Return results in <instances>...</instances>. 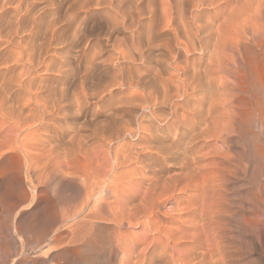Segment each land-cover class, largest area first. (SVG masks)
<instances>
[{
    "label": "rangeland",
    "instance_id": "rangeland-1",
    "mask_svg": "<svg viewBox=\"0 0 264 264\" xmlns=\"http://www.w3.org/2000/svg\"><path fill=\"white\" fill-rule=\"evenodd\" d=\"M33 1L36 17L34 43L37 49L35 59L37 107L40 108L38 113H43L45 110L46 113L37 116L36 131L30 133L22 130L18 135L21 139L26 131L32 134L30 139L38 136L37 139L35 137L34 142L28 139V145L26 144L27 147H33L36 143L32 149H36L35 153L29 148L33 160L36 158L32 162L34 165L32 164L29 177H26V168L23 165L25 158L22 152H12L15 155L17 153L16 156L20 161L23 160L21 162L23 166L14 170L4 166L5 154L9 153L6 152L7 150H4L5 153L0 157L2 161L0 162V264H21L22 259L29 260L30 263L25 264H38V259L41 257L38 251V228L42 225L46 227L45 239L40 245L47 243L56 229L63 227L61 222L65 212L67 213V210L75 204L79 205L84 198L81 185L74 178L69 177L73 168H69L66 164L69 161L71 165L76 159L77 163L83 165L85 159L77 155V158L73 157L69 160V157H66L68 158L66 160L64 152L58 147V144H63L73 132L101 133L102 136L99 134V137L102 140L100 139L99 142L104 141V145L100 144L103 145L100 147L101 151L105 149L106 152L109 147L106 153L110 152L109 155H113L118 148L120 159L124 153L131 154L132 149L137 150L140 146H146L142 150L146 160L143 158L144 163L138 164L141 165L140 176L150 175L153 170L159 175L170 176L182 170L173 159L167 161L161 159L156 153L157 148L172 144L178 136L181 137L178 144L185 145L190 134L200 130L199 124L192 127V123L187 124L190 121L187 119L185 122H178L179 124H167L164 117L167 119L173 102L179 101L176 100L178 98H173L171 102L163 105L158 101L155 106L156 112L152 114L151 104L149 106L144 102V95L147 91H156V87L157 91L160 89L162 83L167 80V74L174 72L171 65L174 61L181 63L185 61L189 66V72L194 64L205 62L206 54L199 49L189 52L180 50L178 56L174 58L171 57L166 61L161 59L163 53L161 43L173 36V26L182 27L181 16L189 25L197 22L195 17L199 16H202L203 21L211 20L213 24L222 19L217 4H199L198 0ZM180 13H184L185 16ZM173 18L175 23L172 22ZM194 29L195 27L192 26L193 31ZM135 38L138 43L135 42ZM174 50L176 51V48ZM201 97L202 94L195 93L194 100L192 99L190 103H196ZM191 106L178 108L177 113L179 110L178 114L189 113ZM189 117L190 114L186 118ZM143 122L148 129L141 128ZM231 127L223 143L213 136H205L206 133L193 141L192 155L198 154L202 158L200 169L192 180L196 190L192 189L191 195L190 192H183L176 202L171 200L172 204L176 203L179 210L172 218L163 213L171 204L170 200L162 199L157 205L155 219L162 227L172 226L182 232L187 231L188 227L189 231L191 228L186 221L188 215L184 210L200 208L201 197L198 194L206 192L209 195L207 208L214 216L213 221H216L214 233L218 245H213L212 257L207 258L204 264H264V122L259 123L256 117H252L250 122H245L243 125L234 123ZM140 132H145L143 141L140 140ZM208 132L210 135L212 128L208 129ZM29 140L30 143L32 141L30 146ZM88 141L92 142V140ZM70 146L71 144L68 143V147ZM216 149L217 161L220 162L217 168L214 164L216 158H211ZM52 150L56 153L54 154ZM36 152L42 153L39 155ZM109 157H105L107 161L103 158L105 167L111 164L108 162L111 161ZM45 158L51 159L49 161ZM80 159L82 161H77ZM42 161L46 162H44L45 166L41 164ZM47 162L52 164L48 165ZM76 162H73L74 165ZM64 164L68 169L63 166ZM125 164H120L121 167L118 165V170L127 171L130 165ZM31 186L35 188L34 199H31L33 188ZM113 226L112 223H100L96 228L95 235L98 234L94 237V241L84 245L85 248L82 247L80 255L77 256L79 258L72 261H66L64 258L56 259V262L52 259L48 260L47 264H121L122 253L117 250L115 242L117 230L127 229L126 232L138 233L142 226H123V228L117 227L118 229ZM181 240L185 245L196 246L194 240ZM150 249L153 255L157 253L158 249L152 246ZM134 259L127 264H135V262L144 264ZM148 263L149 261H146L145 264Z\"/></svg>",
    "mask_w": 264,
    "mask_h": 264
},
{
    "label": "bare ground",
    "instance_id": "bare-ground-1",
    "mask_svg": "<svg viewBox=\"0 0 264 264\" xmlns=\"http://www.w3.org/2000/svg\"><path fill=\"white\" fill-rule=\"evenodd\" d=\"M192 2L194 3V1ZM197 2L199 4H217V7H220L218 13L222 14V19H219L220 21L216 24L214 22V25L211 20L203 21L202 16H199L195 17L197 22L189 25L185 18L181 16L182 27L179 25L173 26V36L161 43L163 49L161 59L166 61L171 57L174 58L176 55L178 56L180 50L189 52L199 49L206 54L205 62L201 63L200 61L199 64H194L195 66L192 64L190 73L189 66L187 63L185 64V61L182 63L174 61L171 64L174 72L167 74L168 81L162 83L158 90L160 93L155 86L156 91L152 89H150L152 91H144L145 100L143 99L146 104H151L152 109L150 112L155 114V106L158 101H161L160 103L163 105L169 101L171 102L173 98H178L176 100L179 101L173 102V107L170 110L167 108L169 112L167 119L164 117V121L172 125L185 122V119H187L190 120L187 124L192 123V127L199 124L200 130L197 133H191L185 145L178 144L180 137L178 136L170 145L157 146L156 153L159 154L161 159L165 161L173 159V161H176L175 163L182 167V170L170 176L159 175L156 170H153L150 175L141 173L140 176L139 170L141 171V169L139 168L141 165L138 164H142L146 160L142 151L146 146H140L139 148L135 146V148H138L137 150L132 147L135 150L132 149L131 154L124 153L122 155L121 152V159L116 147V152L114 154L112 152L113 155L110 154V158V152L106 153L109 147L106 152L105 149L103 150L104 147L101 151L100 147L104 145V141L99 142L101 139L99 134L102 136L101 133L73 132L74 134L72 133L63 144H58V147L64 152L65 159L66 157H69V160L73 157L77 158V155H81L85 159L83 165L77 163L76 159L70 161L71 165L69 161L66 164L69 168H73L69 177L74 178L81 185L85 196L83 195L84 198L79 205L75 204L68 209L70 212L64 209L67 210V213H63L64 218L61 222L63 227H58L47 243L40 245V242L45 239L46 227L42 225L38 228V251L41 255L38 264H47V261L52 259H55L56 262V259L64 258L66 261H72L79 258L77 256L80 250L84 245L94 241V237L98 234L95 235L96 228L103 222L112 223L116 228L142 226L140 232L137 231L138 233L126 232L127 229L125 231L117 230L115 242L117 250L122 253L123 260L121 264L132 262L131 259L134 258L144 264L146 261H149L148 264H204L207 258L212 257L211 248L214 244L218 245L214 233L216 221H213L214 216L210 214L207 208L206 203L209 195L206 192L201 191L202 193L199 192L198 194L201 197L200 208L195 207L184 210V213L188 215L186 221L191 228L189 231L188 227L187 231L183 230L182 232L172 226H160V222L155 219L156 208L162 199L165 201L170 200L171 204H168V208L164 209L163 213L172 218L175 212L179 211L176 203L174 205L172 201L176 202L183 192H190L191 195L192 189L196 190L192 180L198 169H200L202 158L197 153V155H192L191 145L195 139L204 136L206 133L205 136H213L223 143L226 135L233 127H231L232 124L240 123L243 125L245 122H250L252 117H256L259 123L260 121L264 122V0H198ZM180 14L185 16L184 13ZM172 22L175 23L174 18ZM35 24L33 0H0V157L5 153L4 150H7L6 152L9 153L5 154L4 166L14 170L24 165L26 177H29L30 170L33 167L32 162L36 159L33 160V157L29 154V148L32 150L36 143H33V147H27L26 144L28 139L31 138L32 134L30 133L35 130V123L38 121L37 116L46 111L38 113L40 108L37 107ZM192 26L195 27L194 31ZM135 42L138 43V40L136 39ZM174 48H176V51ZM195 93L202 94V97L197 99L196 103H190ZM188 103L192 105L191 111L178 114L180 110L177 113V109L186 108L189 106ZM52 110L50 111L52 112ZM189 114L190 117L186 118ZM39 118L41 117L39 116ZM42 122L40 123L42 124ZM141 128L143 130L148 129L145 123L141 124ZM210 128H212V132L209 135L208 129ZM22 130H27L30 133L25 131L23 133L25 135L22 134L23 138L19 139L18 135L22 133ZM144 133H139L141 141L144 139ZM32 137H34V134ZM35 137L30 140L34 142ZM30 140L29 146L32 143V141L30 143ZM88 140H92V142L90 143ZM74 141H76L75 144ZM68 143L71 144L70 147H68ZM32 151L35 153L36 149ZM12 152L23 153L25 158L23 165L21 164L23 158L20 161L19 157L16 156L17 153L15 155ZM52 152L54 153L53 150ZM102 152L106 154L102 156ZM217 153L218 150L216 149L214 156L211 157L216 158L214 160L215 168L220 164L217 161ZM46 156L50 157L51 155ZM37 157L39 158V156ZM105 157H109V160H111L108 161L111 164H108L107 167L103 165V158ZM61 161L63 162V160ZM44 162L42 161L41 164L44 165ZM55 162L57 163V161ZM73 162L80 165L75 166L76 164L74 165ZM125 163L129 164L130 168L126 166L129 168L127 171H119L118 165ZM47 164L52 163L47 162ZM65 176L67 175L65 174ZM103 176L106 178H103ZM73 183L76 184V182ZM34 187L32 188L31 199L36 197ZM137 196L138 198H136ZM136 199L137 201H135ZM181 239L194 240L196 246L185 245ZM151 246L158 249L154 255L150 251ZM28 261L22 259L20 263L25 264Z\"/></svg>",
    "mask_w": 264,
    "mask_h": 264
}]
</instances>
